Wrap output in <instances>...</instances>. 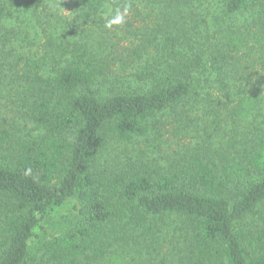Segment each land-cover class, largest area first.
<instances>
[{
  "label": "trees",
  "instance_id": "1",
  "mask_svg": "<svg viewBox=\"0 0 264 264\" xmlns=\"http://www.w3.org/2000/svg\"><path fill=\"white\" fill-rule=\"evenodd\" d=\"M15 8L41 53L19 52ZM138 139L134 161L100 163ZM168 142L167 164L146 156ZM159 251L264 264V0H0V264Z\"/></svg>",
  "mask_w": 264,
  "mask_h": 264
},
{
  "label": "rangeland",
  "instance_id": "2",
  "mask_svg": "<svg viewBox=\"0 0 264 264\" xmlns=\"http://www.w3.org/2000/svg\"><path fill=\"white\" fill-rule=\"evenodd\" d=\"M33 13L30 10L26 12L20 11L17 8L14 9V12L9 17L8 25H15L17 27H21L22 33H29L31 36L29 41H31V45L27 47H23L19 50V52H25L26 54H36L37 52L41 53V39L42 36L40 34V30L36 27V22L34 17H32ZM126 26V25H122ZM135 29L144 28L146 25H130ZM171 148L167 143H164L159 148L148 149L146 153L147 157H153L156 159L161 165L167 164L170 157H172L173 150L178 148L174 143L168 142ZM147 147L146 143L142 139H138V141H132L128 143H118V142H109L106 145V148L101 153L99 160L103 165H108L110 163H117L120 165L121 162L125 160L134 161L136 155L139 154V149L145 151ZM139 158L144 157L142 155ZM100 164V166L102 165ZM102 167V166H101ZM71 220V214L69 212L68 207H64L59 213L54 214L46 221V232L47 234H43L40 239L35 240L33 243V247L31 248V252H38L40 247V240H44L46 236L52 235L56 232H59L66 228ZM38 254V253H37ZM175 256L174 253H166V251H159L158 253L150 254L145 257H154L153 264H178L176 259H170V257Z\"/></svg>",
  "mask_w": 264,
  "mask_h": 264
}]
</instances>
